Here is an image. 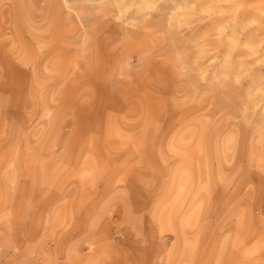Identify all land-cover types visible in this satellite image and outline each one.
Wrapping results in <instances>:
<instances>
[{
    "label": "rangeland",
    "instance_id": "rangeland-1",
    "mask_svg": "<svg viewBox=\"0 0 264 264\" xmlns=\"http://www.w3.org/2000/svg\"><path fill=\"white\" fill-rule=\"evenodd\" d=\"M0 264H264V0H0Z\"/></svg>",
    "mask_w": 264,
    "mask_h": 264
},
{
    "label": "bare ground",
    "instance_id": "bare-ground-1",
    "mask_svg": "<svg viewBox=\"0 0 264 264\" xmlns=\"http://www.w3.org/2000/svg\"><path fill=\"white\" fill-rule=\"evenodd\" d=\"M104 15V14H103ZM96 16V15H95ZM104 18V17H103ZM68 31V30H67ZM63 41V40H62ZM58 42H59V40H58ZM123 75V74H122Z\"/></svg>",
    "mask_w": 264,
    "mask_h": 264
}]
</instances>
